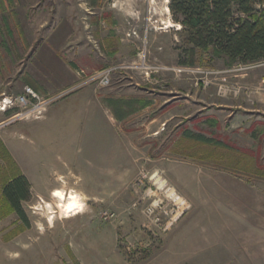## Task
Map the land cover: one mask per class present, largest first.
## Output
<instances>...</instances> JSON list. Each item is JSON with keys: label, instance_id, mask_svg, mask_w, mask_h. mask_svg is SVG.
<instances>
[{"label": "rangeland", "instance_id": "1", "mask_svg": "<svg viewBox=\"0 0 264 264\" xmlns=\"http://www.w3.org/2000/svg\"><path fill=\"white\" fill-rule=\"evenodd\" d=\"M167 9L170 0H0V99L21 94L34 75L57 85L48 75L50 53L88 75L118 67L110 86L86 84L0 126V198L17 175L30 184L27 223L0 207V264H264V219L260 236L252 227V211L264 212V67L229 65L202 49L188 64L182 25ZM107 12L117 22L116 57L99 51L90 26ZM109 30L103 24L100 41ZM85 42L101 54L95 71L87 65L96 59L80 57ZM82 79L76 72L69 87ZM30 86L42 100L62 91ZM87 88L102 110L68 101ZM108 92L146 94L154 106L112 125ZM16 112L0 115V125ZM157 114L161 122L149 124ZM185 131L228 147L190 140ZM159 177L186 201L184 213H170ZM57 189L76 192L84 212L71 219L58 213L50 223L45 202L56 203ZM156 203L160 224L147 211Z\"/></svg>", "mask_w": 264, "mask_h": 264}, {"label": "trees", "instance_id": "2", "mask_svg": "<svg viewBox=\"0 0 264 264\" xmlns=\"http://www.w3.org/2000/svg\"><path fill=\"white\" fill-rule=\"evenodd\" d=\"M264 0H170L174 19L182 25L190 65L196 49L211 50L229 65L251 64L264 59ZM185 63V62H184ZM190 140L228 147L225 142L185 131ZM2 145V143H1ZM3 147V146H2ZM4 148V147H3ZM30 198V184L17 175L3 188L0 207L15 212L27 223L23 203Z\"/></svg>", "mask_w": 264, "mask_h": 264}, {"label": "crops", "instance_id": "3", "mask_svg": "<svg viewBox=\"0 0 264 264\" xmlns=\"http://www.w3.org/2000/svg\"><path fill=\"white\" fill-rule=\"evenodd\" d=\"M92 9H101L102 6H91ZM113 13L112 12H107L104 13L98 17H94V19L90 22V26L92 28H95V36L96 40L99 41L100 48L99 51H105L110 57H116L118 54L119 50V42L116 40V26L117 22L115 19H113ZM103 24H106L108 27H110L109 33L106 36V39L101 41L99 39V35L102 33V28ZM65 28V27H64ZM65 31L63 29L62 33ZM95 39V38H94ZM80 49L79 52L81 54L80 57L83 58H93L96 59L98 63L95 64H90L87 65V68L89 70H96L95 68H101L98 67L101 65V63L98 61L100 60L101 54L99 52L93 50L92 47L89 46L88 43H81L80 44ZM79 54V55H80ZM49 58L51 59L50 67H51V72L48 73L50 78H52L55 82H57V85H51L49 82V78L45 77V80L38 79L35 75L31 79L29 78V81L34 85L33 87L38 90V91H58V90H64L68 88L71 84H73L76 80V72H77V67H75L74 64L71 63L70 59L66 60L65 56H61L58 58L57 54L50 53ZM82 61V60H81ZM99 64V65H98ZM85 65V64H84ZM85 65V66H86ZM47 75V74H46ZM40 82V83H39ZM31 83L28 85L30 86ZM262 83L264 85V78H262ZM46 85V86H45ZM31 87V86H30ZM96 88V87H95ZM96 90H93L92 88H87L83 90L78 96H76L74 99L71 98L68 101L71 103H74L75 107H80V108H88V107H93V110H102L101 106V100L100 97L96 94ZM133 93V92H132ZM128 94V95H118L117 93H106L104 98V101L106 103V109L111 113L109 117L105 116L107 121L112 124L116 125L115 123L118 122L120 126H125L128 123V120L132 118L133 112H139L143 110H148L152 107L153 104L150 103V97L148 95H143L140 93H134V94ZM264 96V95H263ZM126 101H131L130 103L135 104L134 110H132V105L131 104H126ZM264 102V98L261 100ZM153 103V102H152ZM160 104V106H162ZM131 106V107H130ZM154 106V105H153ZM73 107V108H75ZM159 107V106H158ZM262 107L264 108V104H262ZM72 108H69V111ZM254 111V110H253ZM87 112L91 113V109H87ZM253 113V112H249ZM159 114V113H158ZM154 115L150 121L149 124H155L158 122H161L162 116L163 115ZM252 116V114H250ZM47 117V116H46ZM162 130V129H161ZM161 130H156L154 132V135H159ZM248 169H253V168H248ZM160 176V175H159ZM256 183H258V186H261V179H256ZM255 197V196H254ZM253 197V198H254ZM246 199H244V202ZM260 201V199H259ZM259 201H256V198H254L253 202L257 203ZM258 209V208H257ZM253 215V228H254V233L253 235L256 237V235H261L262 228L260 226V222H262V219H264V212H260V210H253L252 211ZM241 219L244 221L245 219V213L242 214ZM259 236L254 240H260Z\"/></svg>", "mask_w": 264, "mask_h": 264}, {"label": "built area", "instance_id": "4", "mask_svg": "<svg viewBox=\"0 0 264 264\" xmlns=\"http://www.w3.org/2000/svg\"><path fill=\"white\" fill-rule=\"evenodd\" d=\"M258 9H261L262 6H257ZM136 35V33H134ZM130 35V34H129ZM142 59V57H141ZM257 67H264V59H262L259 62L253 63L250 67L245 68H257ZM118 70V67H108L106 69H103L101 71H96L92 74H87L84 69H80L77 71V75L79 77L84 78L81 80L80 83L75 84L71 87H68L62 91H60L59 94H57L54 97H49L48 99L42 100L40 96L34 91V89L30 86H25L23 89V92L21 94H18L16 96H7L4 95L3 98L0 99V115L8 114L10 112H14L17 110L16 113H14L11 117H9L5 122H3L0 126H7L13 122H16L17 120H21L23 118L29 117L31 115H34L35 113H41V109L52 102L62 99L63 97L68 96L69 94L74 93L76 90L82 88L86 84H95V87L97 89L106 88L111 85V81L113 78L114 73ZM152 179V178H151ZM161 179V177H159ZM158 183V180H156ZM159 185V184H158ZM162 190H165V193H169V202L173 205L170 213L178 214L181 209H183L181 212L184 213L185 210H187L186 201L182 199L176 192L169 191L170 187H160ZM151 189V188H150ZM159 205L156 203L151 208H149L148 215L154 216L153 222L156 224H160L161 218L159 214H155V210ZM154 207V208H152ZM184 207V208H183ZM106 219H111L115 216L114 213H105L104 214ZM181 217V215H178ZM178 217V218H179ZM177 218V219H178ZM173 221H176V217L173 219Z\"/></svg>", "mask_w": 264, "mask_h": 264}, {"label": "bare ground", "instance_id": "5", "mask_svg": "<svg viewBox=\"0 0 264 264\" xmlns=\"http://www.w3.org/2000/svg\"><path fill=\"white\" fill-rule=\"evenodd\" d=\"M170 12L169 9H167ZM160 187H168L162 183V180L156 178ZM154 179V180H156ZM171 191V188L169 189ZM173 192V191H172ZM59 193V195H57ZM52 198L56 201L45 202L46 208L49 210L48 221L55 224L56 214H63L64 219H71L84 212V202L80 199L76 192H66L65 190H54L51 193Z\"/></svg>", "mask_w": 264, "mask_h": 264}, {"label": "snow or ice", "instance_id": "6", "mask_svg": "<svg viewBox=\"0 0 264 264\" xmlns=\"http://www.w3.org/2000/svg\"><path fill=\"white\" fill-rule=\"evenodd\" d=\"M57 195H59V193H57Z\"/></svg>", "mask_w": 264, "mask_h": 264}]
</instances>
